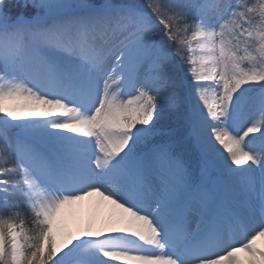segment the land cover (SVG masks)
<instances>
[{"label":"snow or ice","instance_id":"6c2138e0","mask_svg":"<svg viewBox=\"0 0 264 264\" xmlns=\"http://www.w3.org/2000/svg\"><path fill=\"white\" fill-rule=\"evenodd\" d=\"M91 197L119 213L58 250ZM261 239L264 0H0V264H264Z\"/></svg>","mask_w":264,"mask_h":264},{"label":"rangeland","instance_id":"374dc122","mask_svg":"<svg viewBox=\"0 0 264 264\" xmlns=\"http://www.w3.org/2000/svg\"><path fill=\"white\" fill-rule=\"evenodd\" d=\"M114 206L109 201L103 200L101 197L86 198L74 205L67 207L63 211V220L65 224V230L59 231L55 234L57 248L63 247L67 242L68 234L80 235L83 231L88 230L91 225L93 233L99 232L100 226L93 223L104 219L105 213L108 208ZM86 219V220H85ZM66 250V249H65Z\"/></svg>","mask_w":264,"mask_h":264},{"label":"bare ground","instance_id":"6f19581e","mask_svg":"<svg viewBox=\"0 0 264 264\" xmlns=\"http://www.w3.org/2000/svg\"><path fill=\"white\" fill-rule=\"evenodd\" d=\"M255 135H258V134H255ZM247 165H244V167H246ZM235 167V166H234ZM119 209H117L114 206H112L111 208L109 207L108 210L106 212H103L102 215L105 213V218L103 219L102 218V223L100 221H97L96 223L93 221L94 224H96L97 226H100V229H104V227L112 220V218L117 214L119 213ZM86 220V219H85ZM100 230V231H101ZM258 243V246L260 247H264V239H261V240H258L257 241ZM67 250V249H66Z\"/></svg>","mask_w":264,"mask_h":264}]
</instances>
